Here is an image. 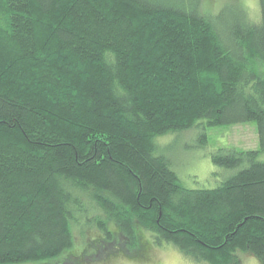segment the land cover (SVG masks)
<instances>
[{"label": "trees", "instance_id": "16d2710c", "mask_svg": "<svg viewBox=\"0 0 264 264\" xmlns=\"http://www.w3.org/2000/svg\"><path fill=\"white\" fill-rule=\"evenodd\" d=\"M233 5L0 0V264H83L75 231L84 260L264 264V0ZM242 123L258 147H219L225 179L186 187L183 133Z\"/></svg>", "mask_w": 264, "mask_h": 264}, {"label": "rangeland", "instance_id": "374dc122", "mask_svg": "<svg viewBox=\"0 0 264 264\" xmlns=\"http://www.w3.org/2000/svg\"><path fill=\"white\" fill-rule=\"evenodd\" d=\"M203 6L210 8L215 13L221 12L222 9L234 8L233 3H239L247 11L248 15L256 19L260 12V0H229L231 1L227 6V0H202ZM226 5V6H225ZM232 7V8H231ZM227 12V11H226ZM200 132V130H199ZM199 132L194 129L183 133L179 140L173 166L176 171H179L180 179L183 180L185 186L193 189H212L219 185L227 175L224 169L215 166L212 162V154L221 146H236L244 149H254L258 147L257 133L255 131L254 123H242L231 126L209 127L207 129L208 141L207 145L200 144ZM180 134V133H179ZM175 135L180 138L181 135ZM170 140V138L168 137ZM180 148V149H179ZM169 157L173 158L174 154L169 153ZM225 175V176H224ZM75 246L71 253L77 257L83 264H194L184 260L178 256L173 248L158 249L155 248L150 252L149 260L125 258L120 251L114 253H99L96 260H84L85 257L91 255V249L88 241L84 235L75 231ZM84 256H83V255ZM241 264H258L257 260L250 254H240ZM72 258V257H71ZM81 258V259H80ZM88 258V257H87ZM86 258V259H87ZM66 264H75L73 259ZM66 260V261H67Z\"/></svg>", "mask_w": 264, "mask_h": 264}, {"label": "flooded vegetation", "instance_id": "af4514ba", "mask_svg": "<svg viewBox=\"0 0 264 264\" xmlns=\"http://www.w3.org/2000/svg\"><path fill=\"white\" fill-rule=\"evenodd\" d=\"M75 259L77 260V261H80L77 257H75ZM81 259V258H80Z\"/></svg>", "mask_w": 264, "mask_h": 264}]
</instances>
